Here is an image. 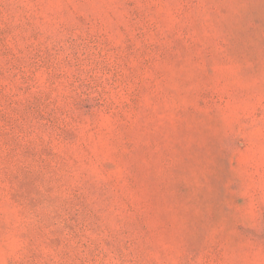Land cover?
Returning <instances> with one entry per match:
<instances>
[{"label": "rangeland", "instance_id": "obj_1", "mask_svg": "<svg viewBox=\"0 0 264 264\" xmlns=\"http://www.w3.org/2000/svg\"><path fill=\"white\" fill-rule=\"evenodd\" d=\"M0 264H264V0H0Z\"/></svg>", "mask_w": 264, "mask_h": 264}]
</instances>
